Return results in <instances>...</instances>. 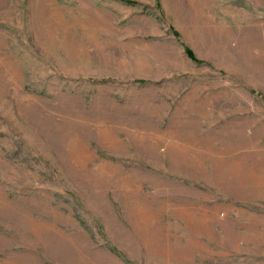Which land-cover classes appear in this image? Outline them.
<instances>
[{
    "label": "rangeland",
    "instance_id": "rangeland-1",
    "mask_svg": "<svg viewBox=\"0 0 264 264\" xmlns=\"http://www.w3.org/2000/svg\"><path fill=\"white\" fill-rule=\"evenodd\" d=\"M0 264H264V0H0Z\"/></svg>",
    "mask_w": 264,
    "mask_h": 264
},
{
    "label": "trees",
    "instance_id": "trees-1",
    "mask_svg": "<svg viewBox=\"0 0 264 264\" xmlns=\"http://www.w3.org/2000/svg\"><path fill=\"white\" fill-rule=\"evenodd\" d=\"M173 34L177 36V33L176 32H173ZM183 52H184L185 56L188 57L193 62H196L197 61V59L193 55L192 51L188 47L183 46Z\"/></svg>",
    "mask_w": 264,
    "mask_h": 264
}]
</instances>
